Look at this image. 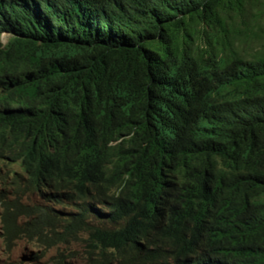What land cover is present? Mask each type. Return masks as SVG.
Returning a JSON list of instances; mask_svg holds the SVG:
<instances>
[{
	"label": "trees",
	"instance_id": "16d2710c",
	"mask_svg": "<svg viewBox=\"0 0 264 264\" xmlns=\"http://www.w3.org/2000/svg\"><path fill=\"white\" fill-rule=\"evenodd\" d=\"M247 3L0 0V158L71 206L40 213L49 238L86 229L127 264H264V48L243 57L224 16Z\"/></svg>",
	"mask_w": 264,
	"mask_h": 264
},
{
	"label": "rangeland",
	"instance_id": "374dc122",
	"mask_svg": "<svg viewBox=\"0 0 264 264\" xmlns=\"http://www.w3.org/2000/svg\"><path fill=\"white\" fill-rule=\"evenodd\" d=\"M234 13L224 12L228 27L232 30L239 26L243 33L230 37L234 48L249 58L264 48V0H248L242 17ZM201 28L195 47L208 48L211 39L216 37V30ZM9 38L3 34L4 43ZM51 205L63 208L31 188L19 163L0 160V264H127L118 253L104 255L89 244V232L85 229H79L65 241L49 238L53 237L49 221L41 222L40 213ZM56 228L62 229L59 222Z\"/></svg>",
	"mask_w": 264,
	"mask_h": 264
},
{
	"label": "clouds",
	"instance_id": "9594fccd",
	"mask_svg": "<svg viewBox=\"0 0 264 264\" xmlns=\"http://www.w3.org/2000/svg\"><path fill=\"white\" fill-rule=\"evenodd\" d=\"M3 34H8L9 35V37L11 36L9 33H3ZM3 34H2V41H3ZM9 40V39H8ZM3 43H4V41H3ZM5 44V43H4ZM0 160H2V161H4V162H6V163H8V164H12V163H19V162H10V161H6V160H3V159H1L0 158ZM20 164V163H19ZM22 167H23V169L25 170V168H24V166H23V164H20ZM25 172H26V174H27V177H28V180H29V175H28V173H27V171L25 170ZM30 184V183H29ZM31 186V185H30ZM32 188V187H31ZM33 190H34V188H32ZM37 191V190H36ZM42 195V194H41ZM43 197V196H42ZM46 199V198H45ZM47 200V199H46ZM49 201V200H48ZM49 202H51V201H49ZM53 203V202H52ZM55 204H59V203H55ZM52 206H54V205H51V207ZM55 208H56V206H55ZM57 209H62V208H57ZM75 209V208H74ZM53 213H56L55 211H52ZM94 220L95 219H93L92 221L94 222ZM96 221V220H95ZM59 223H61V222H59ZM62 227V226H61ZM63 229V228H62ZM62 229L61 230H59L58 229V231H62ZM86 230V229H85ZM88 231V230H87ZM89 232V231H88ZM76 234V233H75ZM53 235V234H52ZM89 237H90V235H89ZM57 238V240H61V238L59 237V236H57L56 237ZM57 240L55 241V242H57ZM62 241H65V240H62Z\"/></svg>",
	"mask_w": 264,
	"mask_h": 264
}]
</instances>
